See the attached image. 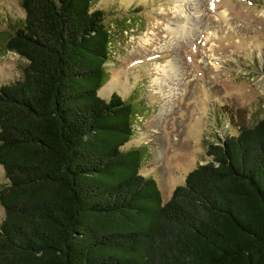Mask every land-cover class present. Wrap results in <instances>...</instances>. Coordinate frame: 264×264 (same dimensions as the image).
Instances as JSON below:
<instances>
[{
  "label": "trees",
  "instance_id": "obj_1",
  "mask_svg": "<svg viewBox=\"0 0 264 264\" xmlns=\"http://www.w3.org/2000/svg\"><path fill=\"white\" fill-rule=\"evenodd\" d=\"M92 0H20L0 48L27 61L0 85V264H264V110L208 143L162 202L139 170L135 108L106 79L110 29Z\"/></svg>",
  "mask_w": 264,
  "mask_h": 264
},
{
  "label": "rangeland",
  "instance_id": "obj_2",
  "mask_svg": "<svg viewBox=\"0 0 264 264\" xmlns=\"http://www.w3.org/2000/svg\"><path fill=\"white\" fill-rule=\"evenodd\" d=\"M95 9L111 35L98 95L133 103V135L123 147L143 149L139 172L156 180L164 203L211 159L208 143L263 116L264 0H92ZM23 17L20 0H0V31ZM178 25L183 40L168 32ZM26 64L0 48V85L19 79ZM156 64L171 73L157 74Z\"/></svg>",
  "mask_w": 264,
  "mask_h": 264
},
{
  "label": "bare ground",
  "instance_id": "obj_3",
  "mask_svg": "<svg viewBox=\"0 0 264 264\" xmlns=\"http://www.w3.org/2000/svg\"><path fill=\"white\" fill-rule=\"evenodd\" d=\"M183 28L184 27L178 25V26H176L175 30H170L169 31V29H168V32L170 33L169 35H172V37H173L172 39L175 38V40H183V39H185V36L187 34V32H185L186 30L183 29ZM154 67L156 68V73L157 74L160 73V72L161 73H165L166 72L165 75H169V72L171 73V70H172V66H169L168 70H166V68L164 69L163 66L158 65V64H156ZM158 79H160V78L156 75L155 82H156V80H157V82H159Z\"/></svg>",
  "mask_w": 264,
  "mask_h": 264
}]
</instances>
